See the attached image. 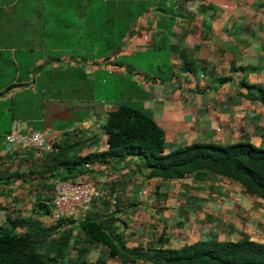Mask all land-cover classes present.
<instances>
[{
  "label": "crops",
  "instance_id": "crops-1",
  "mask_svg": "<svg viewBox=\"0 0 264 264\" xmlns=\"http://www.w3.org/2000/svg\"><path fill=\"white\" fill-rule=\"evenodd\" d=\"M80 2L22 7L0 0L1 225L6 217L55 223L35 206L50 204L58 180L40 173L41 154L3 143L12 122L51 144L77 139L78 155L99 153L106 114L124 104L150 116L164 153L192 144L264 149V104L257 99L258 89L264 92V0H154L105 61L96 55L99 37L85 33L97 28L82 16L94 10ZM25 13L21 26L13 15ZM101 73L113 83L101 84ZM101 88L118 96L101 97ZM147 172L137 156L88 164L72 180L107 190L112 200L77 209L71 227L86 215L112 216L123 245L143 251L242 238L264 244V203L235 181L212 173L149 179Z\"/></svg>",
  "mask_w": 264,
  "mask_h": 264
},
{
  "label": "trees",
  "instance_id": "trees-1",
  "mask_svg": "<svg viewBox=\"0 0 264 264\" xmlns=\"http://www.w3.org/2000/svg\"><path fill=\"white\" fill-rule=\"evenodd\" d=\"M31 1L43 2L17 0V4L27 7ZM153 1L83 0L79 3L83 8L94 10L93 15L82 16L86 21L93 18L98 22L96 30L85 33L94 39L99 37L100 45L95 48L99 59L105 61L114 57L128 26ZM13 17L23 26L29 16L25 13L19 19L17 15ZM78 49L90 51L91 47ZM258 90L257 99L264 104V92ZM102 128L105 150L78 155L74 146L81 141L77 139L63 144L52 143L50 151L40 158V173H50V177L57 180H72L87 170L83 168L85 164L137 156L148 170L146 178L177 180L186 175L212 173L235 181L246 193L264 203V149L247 143L224 147L192 144L164 153L162 131L150 116L124 104H117L106 114ZM59 168L62 171H57ZM50 210V204L35 206V211L43 215ZM111 217L105 216L100 220L86 215L77 224V237L72 235L69 219L40 227L35 222L6 217L5 225L0 224V264H90L83 258V250H74L73 244L78 239L86 245H98L105 250L106 256L96 264H104L107 257L116 264H264V244L246 238L236 242L198 241L177 249L143 251L126 248Z\"/></svg>",
  "mask_w": 264,
  "mask_h": 264
},
{
  "label": "built area",
  "instance_id": "built-area-1",
  "mask_svg": "<svg viewBox=\"0 0 264 264\" xmlns=\"http://www.w3.org/2000/svg\"><path fill=\"white\" fill-rule=\"evenodd\" d=\"M3 143L12 147H27L41 155L47 154L51 149V143L44 133L34 130L20 132L14 122L3 136ZM83 168L87 169L88 164ZM100 199L112 200V194L107 190L97 191L76 180H58L53 185L50 218L54 222L69 219L77 209L88 210L95 200Z\"/></svg>",
  "mask_w": 264,
  "mask_h": 264
},
{
  "label": "rangeland",
  "instance_id": "rangeland-1",
  "mask_svg": "<svg viewBox=\"0 0 264 264\" xmlns=\"http://www.w3.org/2000/svg\"><path fill=\"white\" fill-rule=\"evenodd\" d=\"M99 79H100L101 84L103 81L105 82L111 81V83H113L114 81V78L110 77L106 73H101L99 76ZM123 90H125V88L120 87L119 88L120 92H117V94L122 93ZM100 95L101 97H105V98L109 97V95H114V97L118 96V95H115V92H112V94H109L106 88H101ZM70 229H71L72 235L77 237L76 227L72 226ZM73 245L75 248L74 250H78V249L83 250V253H82L83 258L90 264H96L97 260L103 259L106 256L105 250L103 248H100L98 245H86L82 243L80 239H78L77 242L74 243ZM74 250H71V252L73 253ZM63 264H66V262ZM104 264H114V262L110 258L107 257L105 258ZM136 264H143V263L137 262Z\"/></svg>",
  "mask_w": 264,
  "mask_h": 264
}]
</instances>
